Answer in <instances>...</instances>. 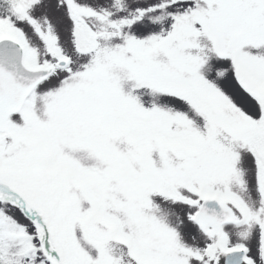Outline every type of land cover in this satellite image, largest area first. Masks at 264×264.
Returning a JSON list of instances; mask_svg holds the SVG:
<instances>
[{"label": "snow or ice", "instance_id": "1", "mask_svg": "<svg viewBox=\"0 0 264 264\" xmlns=\"http://www.w3.org/2000/svg\"><path fill=\"white\" fill-rule=\"evenodd\" d=\"M0 264H264V0H0Z\"/></svg>", "mask_w": 264, "mask_h": 264}]
</instances>
